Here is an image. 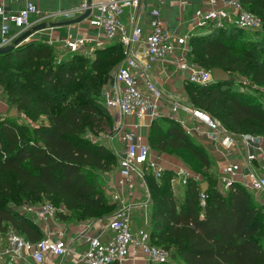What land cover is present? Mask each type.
<instances>
[{
  "label": "trees",
  "instance_id": "trees-1",
  "mask_svg": "<svg viewBox=\"0 0 264 264\" xmlns=\"http://www.w3.org/2000/svg\"><path fill=\"white\" fill-rule=\"evenodd\" d=\"M243 3L262 17L264 26V0ZM204 26L210 30L191 36V46L197 45L196 53L190 54L194 61L211 70L242 72L253 83L264 85V62L229 42L239 31L247 30L213 23ZM227 34L230 37L225 40ZM70 54L59 60L53 46L39 41L23 42L0 54V64L17 71L11 73L4 67L0 72V85L5 87L10 106L33 113L34 120L41 115L49 118L48 123L29 127L19 124L16 116L0 117V232L12 227L33 242L43 239L44 233L29 216L14 209L22 201H50L58 210H65L57 212L62 220L92 219L115 207L106 193L108 175L118 157L91 135L114 128L115 117L104 104L103 89L112 65L125 56L124 45L113 40L89 56ZM232 83L188 82L190 103L235 133H264V106L245 92L228 90ZM158 119L151 124L150 146L161 152L185 150L206 169V179L190 181L185 200L180 202L172 179L156 180L147 172L149 188L157 196L152 213L153 244L164 242L161 247L170 252L171 259L179 258L184 264H264V205L241 183L233 182L222 190L216 174L207 172L212 160L206 148L179 122ZM204 182L208 187L202 207Z\"/></svg>",
  "mask_w": 264,
  "mask_h": 264
},
{
  "label": "built area",
  "instance_id": "built-area-1",
  "mask_svg": "<svg viewBox=\"0 0 264 264\" xmlns=\"http://www.w3.org/2000/svg\"><path fill=\"white\" fill-rule=\"evenodd\" d=\"M22 1L24 6L11 13L6 10V4L11 0H0V14L7 16V20L0 26V48L14 44L19 37L38 24L56 19L73 20L88 10L91 13L86 20L90 26L99 28L105 39L119 40L124 45L123 63L117 69L114 80L108 86H104L103 97L106 108L115 111L117 115L114 135H118L125 146L119 172L127 184L132 185L135 174L144 180L147 172H152L156 180H161L165 173V168L152 159L151 147L148 144L137 143L135 133L124 124V120L130 116L148 117L153 121L164 115L174 118L177 112L182 110L204 123L208 137L216 143L219 142L224 150L237 154L243 142L248 149L256 148L264 152L262 138L231 131L216 117L182 100L176 94L166 92L155 81L153 71L157 65L164 67L172 65L183 71L190 83L209 85L214 82L213 70L203 67L190 57L191 34L175 37L166 29L160 7L166 0H158V4L152 8L150 13L153 26L148 34H145L143 28L138 25L129 30L123 21L125 9L129 7L134 11L138 10L142 0H83L75 8L48 11L43 15L40 14L39 4L44 0ZM208 2L211 8L198 9L195 12L194 20L198 26L213 23L219 27L234 26L247 31H256L263 27L262 17L249 11L243 0ZM34 15L38 17L32 20ZM133 19L135 20L134 17ZM53 44L54 41L51 40L50 45ZM63 45L70 53L89 56L94 53L96 45L100 47L103 44L99 39L70 37ZM176 45L181 48L178 59L175 58ZM165 107L169 110H165ZM11 109L7 96L5 98L0 94V117L8 116ZM241 158L240 161L226 162L222 165L220 188L228 190L230 185L236 182L232 176L247 168L242 184L264 205V173L252 168V162L257 158V154L249 153L247 157ZM183 172L184 170L177 171L178 174ZM174 184L175 181L172 180V185ZM205 199V193L202 192V207L205 206ZM19 209L35 223L52 221L59 211L50 201L27 202ZM134 209L133 201L122 199L108 219L113 236L107 241H103L100 236L90 238L86 250L79 253L72 264H120L129 258L131 248L142 250L151 264L168 262L170 252L151 242L146 226L137 234L133 232ZM72 254H75L73 246L61 238L55 239L48 235L38 242H33L12 227L0 232V264H44L49 256L60 258Z\"/></svg>",
  "mask_w": 264,
  "mask_h": 264
},
{
  "label": "crops",
  "instance_id": "crops-1",
  "mask_svg": "<svg viewBox=\"0 0 264 264\" xmlns=\"http://www.w3.org/2000/svg\"><path fill=\"white\" fill-rule=\"evenodd\" d=\"M82 1L83 0H44L39 4L40 14L43 15L48 11L75 8ZM156 4H158V0H142L141 6L136 11L127 7L123 14V21L129 30H132L136 25H138L143 28L145 34L150 33L153 26L150 12ZM220 5L221 4L219 3V6ZM23 6L24 2L22 0H11V2L6 4V10L13 13L21 9ZM160 7L164 25L168 32L175 37L187 34H191L192 36V34L197 32L203 33L210 30L208 26H198V23L194 20L195 12L198 9L208 10L211 8L208 0H166L160 5ZM37 17V15H34L32 20H35ZM4 20H7V16L0 14V26ZM69 21L72 20L56 19L50 20L47 23L44 22L38 24L30 30L32 31V34L23 42L39 41L50 45V41L53 40L54 44L51 46H53L55 50L64 49V41L70 37L99 39L103 45L110 42L104 38L103 33L99 28L90 26L86 19L73 24L63 23ZM42 24L47 25L44 28L37 29V27ZM59 31H62V34L59 33ZM95 47L99 48L97 45ZM131 53L133 54V50ZM180 54L181 48L176 45L175 58L178 59ZM115 73L116 71L107 74L104 86H108L114 80ZM153 77L166 92L174 93L182 100L190 103L187 101L189 98L187 92L188 81L183 71H180L172 65L168 67L157 65L153 71ZM165 110H169V108L165 107ZM110 112L114 115L116 122L117 115L115 111ZM160 118H169L179 122L195 142L203 145L207 149L217 164L216 167L218 170L216 174L219 186L221 185L220 176L222 165L226 162L240 161V159H242L241 157H247L249 153L257 154V158L252 162V168L257 170L259 173H264V152L256 148L248 149L243 142H241V147L239 148V152L237 154L224 150L223 146L219 142L216 143L208 137L207 127L204 123L198 121L190 114L182 110H179L174 118L165 115ZM124 124L128 129L135 133L137 143L148 144L150 146L149 134L152 124L151 119L148 117L138 118L137 116H130L124 120ZM108 146L117 154L119 163L117 168L108 175L109 188L112 196L115 198L114 201L117 202L118 205L121 203L122 199L125 201H133L135 203L132 225V230L135 234H137L139 230L145 226L148 228L151 225L152 229L153 204L151 203V195L147 179L145 178L142 180L135 174L132 185L127 184L126 180L119 172L120 160L124 156L125 146L118 135L111 136ZM151 150L152 159L160 163L165 169H170L175 172L180 171L177 169L179 167L176 159H170L169 164L166 165V160L164 158L168 157L165 155V152H161L162 154L160 153L161 155L159 157L158 153L155 152L152 147ZM246 171L247 168H243L240 172L235 173L232 178L236 182L242 184L243 175ZM173 180L175 181L174 187H176L177 178H174ZM102 217L103 216L87 220H62L56 217L50 222L37 223L41 227L44 237L49 235L55 239H64L71 244L75 250V254L68 257L53 258L49 256L44 264H72L77 255L86 250L90 238L100 236L103 241H107L108 238L112 237L114 233L108 226L109 221ZM142 220H146L143 225L140 223ZM149 233L151 236V231H149ZM120 264L151 263L147 260L142 250L131 248L129 258Z\"/></svg>",
  "mask_w": 264,
  "mask_h": 264
},
{
  "label": "rangeland",
  "instance_id": "rangeland-1",
  "mask_svg": "<svg viewBox=\"0 0 264 264\" xmlns=\"http://www.w3.org/2000/svg\"><path fill=\"white\" fill-rule=\"evenodd\" d=\"M214 29L215 28H211V30H214ZM59 33L62 34V31H59ZM226 36L227 37H225V40H226V38L230 37V34H227ZM234 38L235 39H233V40L231 39L229 42L230 43L234 42L238 49L244 48V50H247V51L249 50L251 52V55H252L254 60H259V61L264 62V26L257 31H239L238 34H236ZM196 49H197V45L196 46L194 45L193 47L191 46L190 54L191 55L195 54ZM55 51H56V55L58 56L59 60L61 58H66V57H69L71 55L70 53L65 51L63 48L55 50ZM122 63H123V59L120 60L119 62H115L114 65H112L113 67L110 69L109 73L113 72V71H117V69L119 68V66L122 65ZM4 67H7L11 73H15V71H16L14 66L5 65L4 62H2L0 64V72L4 69ZM230 75H231V81L233 83L230 87H226V88H228V90L237 89V90H240L241 92H245V93L249 94L254 100H256L257 103L262 104L264 106V85H259V84L253 83L252 80H250V78H248L242 72L230 71ZM0 94L3 95L5 98H6V96L8 98V95H5V94H7L5 87L2 85H0ZM187 101L191 102V100L189 98ZM16 117L17 118H15V119L17 120V122L19 124H22V125L25 124L29 127H33V126H37V125L49 122V118L45 115H41L39 118L34 120V114L29 112V111H24V112L21 111V116H16ZM114 133L115 132H114V128H113V129L109 130L107 133H103L99 136L91 135V138H93V140L95 142L104 143L108 146L109 140L111 139V136L114 135ZM253 135L258 136L264 140V133L258 132V134L253 133ZM152 148L155 150V152L158 153V156L160 157V155L162 154L161 151L157 150L153 146H152ZM185 152H186L185 150H181V151H177V152H172V151L165 152V155L168 157V158H164L166 160V165L169 164L170 159H176V161L178 162V167H179L177 169H179L180 171L184 170V172L178 174L177 172H175L173 170L165 169V173L163 174L162 179H161L163 181V178L165 176H168L172 180L174 178H177L176 187H174V185H172V189H173V192L175 193V195L177 196V198L179 199L180 202H183L185 200V197H186L185 194H187L190 181L202 182V181H204V179H206V177H205V173H206L205 170L206 169H204V167L200 164V162L195 157H193L192 155H190L188 153L185 154ZM208 154L210 156V159L212 160L211 161L212 166H211L210 170H208L207 172L212 173V174H216L217 170H218V168L216 167L217 164L209 152H208ZM118 164L116 166H118ZM116 166H115V169L117 168ZM105 176H106V174L104 175V177ZM216 177H217V174H216ZM107 190L108 191H107L106 195H107L108 202H110L112 205H115V207L113 209L112 208L110 209V210H112V212L109 210L108 214H103L102 218H104L106 220H108L110 218V216L117 209V206H118V203L114 201L115 198H114V196H112L109 186H107ZM149 192L151 195V203L153 204L156 202L157 196H155V194L153 193V191L150 188H149ZM25 201H27V200H25ZM23 203L24 202L22 201L21 204L23 205ZM10 204L14 205L13 202H10ZM59 210L61 212H65L64 209H59ZM145 221L142 220V222H140V223H142L141 225H143ZM149 231H151V225H150V227L147 228V232H149ZM154 243H157V245H160V246L164 245V242H160V241L154 242ZM168 264H184V263L179 258L171 259V257H170Z\"/></svg>",
  "mask_w": 264,
  "mask_h": 264
},
{
  "label": "water",
  "instance_id": "water-1",
  "mask_svg": "<svg viewBox=\"0 0 264 264\" xmlns=\"http://www.w3.org/2000/svg\"><path fill=\"white\" fill-rule=\"evenodd\" d=\"M91 11L88 10L85 14L81 15L80 17H78L77 19H74L72 21H69V22H63L65 24H73V23H78V22H81L83 20H85L89 15H90ZM47 24H42L41 26L37 27V29H40V28H44L46 27ZM32 34V31H27L26 33H24L21 37H19L15 42L14 44L12 45H9V46H6V47H2L0 48V54L2 53H9L11 52L12 50H14V48L16 46H18L21 42L25 41L30 35ZM213 78H214V83H217V82H229L231 81V75L229 72L225 71L224 69L222 68H214L213 69ZM11 117H15V116H21V111H19L17 108H12L11 111H10V114H9ZM207 187H208V183L207 182H204L202 185H201V189H202V192L205 193L206 190H207ZM15 210H18L19 207H15L14 208Z\"/></svg>",
  "mask_w": 264,
  "mask_h": 264
}]
</instances>
